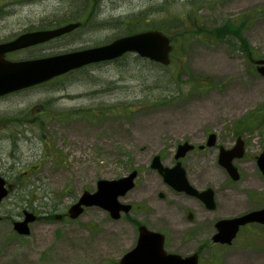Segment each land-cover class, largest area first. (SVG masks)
I'll use <instances>...</instances> for the list:
<instances>
[{"label":"rangeland","instance_id":"1","mask_svg":"<svg viewBox=\"0 0 264 264\" xmlns=\"http://www.w3.org/2000/svg\"><path fill=\"white\" fill-rule=\"evenodd\" d=\"M73 21L82 24L78 30L12 53L11 60L98 47L158 28L172 39L171 64L128 54L0 99V176L12 186L0 206V264H119L137 244L136 223L165 233L168 252L193 253L196 244L187 243L179 221L181 202L173 198L168 208L153 195L160 186L138 182L136 213L120 220L97 207L75 221L56 218L83 192L94 193L100 180L120 179L131 168L143 172L148 158L172 154L184 141L202 142L209 131L220 133L225 147L235 131L247 138L240 186L260 189L255 165L264 151V77L253 61L264 59V0H0V42ZM188 161L191 175L203 181L196 180L198 188L226 179L218 150ZM226 196L236 205L224 214L251 207L245 195ZM258 201L253 208L264 200ZM26 210L41 216L28 237L13 230ZM212 235L207 230L202 237L200 264H264V226L244 228L231 246H211Z\"/></svg>","mask_w":264,"mask_h":264},{"label":"water","instance_id":"2","mask_svg":"<svg viewBox=\"0 0 264 264\" xmlns=\"http://www.w3.org/2000/svg\"><path fill=\"white\" fill-rule=\"evenodd\" d=\"M78 26L79 24H70L52 31L29 33L22 35L12 43L0 45V96L46 82L56 76L91 63L114 60L127 52H135L143 58H148L163 65H169L170 63L169 55L172 47L169 39L160 32H146L128 36L106 46L53 58L20 63H9L4 60L5 54L8 52L47 42L71 32ZM258 65L260 66L257 71L264 77V60L259 61ZM209 142L210 146L213 145V136H211ZM189 149H191V146L187 144L181 146L177 158L182 157ZM242 156V147H236L231 151L222 150L219 156V164L235 180L238 176L237 170L233 166V160ZM259 164L264 171V156L259 160ZM153 168L158 169L166 180L170 176V170L159 164V158L155 160ZM179 171L178 178H181L175 187L180 191H186L188 194L200 197L206 205L213 208V192L211 190L203 193L197 192L187 182L185 172L182 169H179ZM135 177L136 173H133L127 178L115 181H100L96 193L85 192L79 203L71 207L69 211L70 217L76 219L84 212V207L96 206L108 211L113 219H120L121 211L127 213L130 207L122 206L118 198L133 188ZM7 195L8 190L5 188V180L0 178V203ZM35 219L34 215L26 213V218L23 222L14 224L15 230L21 235H29V224L34 222ZM250 223L264 225V210L251 212L240 218L220 221L217 224L219 232L214 236L213 241L223 245H230L237 236L240 227ZM163 244L164 239L160 234L149 232L142 227L140 228L138 245L125 255L120 264H198L196 255L185 259L179 255H167L163 250Z\"/></svg>","mask_w":264,"mask_h":264},{"label":"flooded vegetation","instance_id":"3","mask_svg":"<svg viewBox=\"0 0 264 264\" xmlns=\"http://www.w3.org/2000/svg\"><path fill=\"white\" fill-rule=\"evenodd\" d=\"M238 130V129H235ZM235 135V141L232 138L231 144H226V147L220 144L221 141V135L220 133H216L214 131H209L205 133V137L202 140V142H190V141H184L183 143H180L177 148L184 143H188L192 146V149H190L183 158L177 159L176 158V153H177V148L175 149L174 153H168L164 154L163 152L157 153L155 156H159L161 159V162L163 165L169 169L172 170L170 173V176L172 177L173 180L177 181L180 172L176 170L177 166H181L186 174L187 179L189 180L190 184H192L194 187L197 188V190L200 192H204L208 189L213 190V197H214V209L210 210L207 206L206 203L201 200L198 197H192L189 196L187 193L184 192H179L176 189H174L171 185L167 184L163 177L157 172L156 170L152 169V162L155 156L152 157V159L149 161L148 158V163H146L147 169L143 170V172H139V170L132 169L130 172L127 174L129 175L132 171L136 170L137 173V178L135 180L136 186L139 183H142L145 185L147 188L152 187V186H147V184L153 185L154 187H162L160 190H156L153 192V195L157 196L159 198V201H164L166 202L168 208L171 206H174V199H179L177 201L181 202V204L178 206L179 207V213H180V218L179 221H181V224H183V229L182 231L187 232L188 235V242L187 243H195L196 244V249L193 251V253H197L198 256L200 257V253L206 248V242L202 237L205 236L206 231L209 230L210 234H215L217 232V223L220 220L223 219H233L237 217L244 216L250 212L261 210L264 208V173L260 170V167L257 163V156H256V171L260 177V183L257 181V185L260 186V189L254 190L253 188L247 189L246 191L243 189L242 186H240L241 182H244V179L242 177L243 171L247 169V165L241 164L239 162L243 161L245 159H236L234 161L235 166L237 168L238 172V179L234 180L229 173L225 170V176L226 179L221 180L217 182V186L212 185V186H203L201 188L197 187L196 180L200 184L201 181L200 177L192 176L191 173L193 172L191 168H189V158L194 157L195 159H199L201 156H206L207 154H210L214 150H218V156L221 152V149L224 148L226 150H232L234 147L238 146L241 144L245 150V155L247 154V149H248V141L246 137H242L240 131H235L233 132ZM214 134L215 135V143L213 147H207V143L209 140V136ZM233 137V136H231ZM239 139L241 141L239 142ZM264 152V151H263ZM168 161V162H167ZM140 164H145L144 159H140L139 161ZM192 166V165H191ZM199 169V168H198ZM126 175V176H127ZM253 184V183H252ZM135 188L128 193L124 195L122 198L123 203H127L128 205L131 206L133 214L136 213L137 210V203L136 201L140 198H142V191L139 190L138 192H135ZM258 191V192H256ZM227 192H235L237 195H245V199L247 203L251 205V207L247 208L246 210L242 212H234L230 214H224V212H233V209L230 208L232 205H236L231 203L230 201L227 200L226 193ZM247 193V194H246ZM147 192H143V195H146ZM178 197V198H177ZM240 197H238L239 199ZM258 200H261L262 202L256 206L255 208L252 207V204L259 203ZM170 201V202H168ZM171 209H168L165 211L161 210L160 212L155 210L156 214H159L160 216H163L164 214H169ZM63 218V217H61ZM157 222V218H153ZM168 220H172L170 217L167 218ZM207 220H210L209 222L206 223ZM166 221V219H165ZM253 225H258V224H250L245 227H242L240 229V232L244 230V228L251 227ZM163 229V228H159ZM157 231V230H154ZM161 232L162 231H157ZM165 236V247L167 245L168 239L167 235L163 233ZM212 235V236H213ZM188 256V255H187Z\"/></svg>","mask_w":264,"mask_h":264},{"label":"bare ground","instance_id":"4","mask_svg":"<svg viewBox=\"0 0 264 264\" xmlns=\"http://www.w3.org/2000/svg\"><path fill=\"white\" fill-rule=\"evenodd\" d=\"M164 130V128H162ZM155 213V212H154Z\"/></svg>","mask_w":264,"mask_h":264}]
</instances>
